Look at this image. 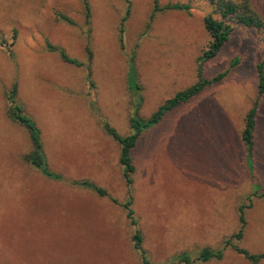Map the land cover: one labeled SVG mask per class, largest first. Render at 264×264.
Wrapping results in <instances>:
<instances>
[{"label":"rangeland","instance_id":"1","mask_svg":"<svg viewBox=\"0 0 264 264\" xmlns=\"http://www.w3.org/2000/svg\"><path fill=\"white\" fill-rule=\"evenodd\" d=\"M251 3L264 17V0ZM127 8L126 0H0V264H143L135 229L150 264L181 252L195 259L204 247L221 249L222 258L192 264H264L224 245L241 229L232 245L264 253V94L250 155L241 140L257 64L264 72V33L235 24L202 63L204 77L225 76L140 137L132 151V225L119 145L103 124L126 135L134 99L147 118L196 82L210 40L203 18L220 16L208 0H129L120 40ZM47 43L82 65L64 62ZM131 58L140 87L132 95ZM13 84L60 179L24 160L29 133L7 115ZM83 179L106 196L72 184Z\"/></svg>","mask_w":264,"mask_h":264},{"label":"trees","instance_id":"2","mask_svg":"<svg viewBox=\"0 0 264 264\" xmlns=\"http://www.w3.org/2000/svg\"><path fill=\"white\" fill-rule=\"evenodd\" d=\"M129 8V0H126ZM212 6L213 11L219 14V19L214 18L212 14H207L203 18V24L206 32L209 35V43L207 48L203 51L202 55L198 57L197 62V80L189 87L177 91L173 96L166 99L161 105H159L154 112L150 114L147 118H142L139 115V105L141 98L133 100L132 112L129 116V128L130 132L126 135H122L117 132V130L111 127L107 122H104L103 129L106 134H108L114 141L119 145V164L122 166L123 178L125 180L126 186L128 188V200L123 204L126 209V216L129 218L132 225H135V218L133 217V210L131 209V195H130V185L132 184V174L134 172V163L132 157V151L136 147L140 137L149 129L156 126L161 122L164 116L171 110L178 107L180 104L190 100L192 97L199 94L205 87L219 82L224 76L225 72H221L214 77L208 79L203 76L202 63L208 59L213 58L221 50L222 46L228 41L231 33L234 30L235 24L244 26L248 29L254 30L255 32L264 33V17L255 10L252 6L251 0H208ZM169 8L184 9L187 8L184 5L173 4L169 5ZM128 8L126 10L125 16L121 20L120 25V40L122 32V24L125 21ZM64 18L69 21L68 18ZM47 50L51 52H57L61 60L66 63L73 64L75 66H81L82 63L77 59L70 57L66 54L63 49H59L56 46L47 43ZM88 54V60L91 59V52L89 48H86ZM237 61L234 60L231 65H234ZM89 68V67H88ZM257 92L256 98L253 102L252 107L248 110L245 116L244 126L241 131V140L245 146L247 155L251 153L253 147V131L255 127V116L260 97L264 94V72L261 64H257ZM90 74V73H89ZM135 69L133 65V59L130 60V65L127 72V85L128 89L132 94L138 93L139 86L135 80ZM90 76V75H89ZM17 87L13 84L11 89L6 94V99L8 101L7 115L8 117L18 123L19 125L26 128L29 133V138L31 142V150L24 156L26 163L30 164L36 170H38L42 175L52 178L60 179L58 174L53 173L48 166L47 157L45 155L43 145L40 137V130L37 127L34 120L28 116L23 106L16 101ZM139 101V102H138ZM72 184L79 185L84 188L93 190L99 196H106L105 189L97 186L96 184L88 180H75ZM242 212V209H241ZM241 223L244 224L243 216L240 215ZM243 225H241L242 228ZM242 230L238 233L227 238L224 245H231L234 247L237 253L241 254L244 258L249 261L256 263L264 259V253L252 254L244 249H240L232 245L231 239H239L241 237ZM132 241L134 247L141 253V258L143 264H150L147 259L146 252L142 247V235L139 230L135 229L132 234ZM223 256L221 249H210L204 247L196 256L192 259L190 255L186 252H181L174 257V259L165 264H192L193 262H206L211 259H221Z\"/></svg>","mask_w":264,"mask_h":264}]
</instances>
